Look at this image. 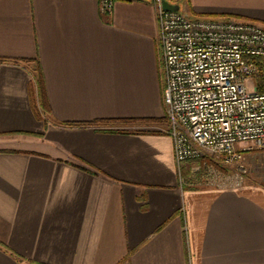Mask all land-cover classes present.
<instances>
[{"label": "crops", "instance_id": "0c3cea01", "mask_svg": "<svg viewBox=\"0 0 264 264\" xmlns=\"http://www.w3.org/2000/svg\"><path fill=\"white\" fill-rule=\"evenodd\" d=\"M161 1L264 26V0ZM158 36L154 0H0V264H264V193L183 183Z\"/></svg>", "mask_w": 264, "mask_h": 264}, {"label": "built area", "instance_id": "2783aa9c", "mask_svg": "<svg viewBox=\"0 0 264 264\" xmlns=\"http://www.w3.org/2000/svg\"><path fill=\"white\" fill-rule=\"evenodd\" d=\"M161 2L154 0L162 100L178 169L206 155L238 163L241 144L264 149V90H258V80L264 86V26L192 18L164 10ZM99 4L109 14L113 0Z\"/></svg>", "mask_w": 264, "mask_h": 264}, {"label": "rangeland", "instance_id": "374dc122", "mask_svg": "<svg viewBox=\"0 0 264 264\" xmlns=\"http://www.w3.org/2000/svg\"><path fill=\"white\" fill-rule=\"evenodd\" d=\"M262 87L261 89H264V86ZM164 111L166 114V108ZM164 123L166 132V117L163 120ZM238 149L242 154L238 163L227 164L220 155H206L203 159L183 164L180 166V172L184 185L190 190L250 186L264 193V149L251 144H241ZM204 170L209 173L205 174Z\"/></svg>", "mask_w": 264, "mask_h": 264}, {"label": "trees", "instance_id": "16d2710c", "mask_svg": "<svg viewBox=\"0 0 264 264\" xmlns=\"http://www.w3.org/2000/svg\"><path fill=\"white\" fill-rule=\"evenodd\" d=\"M38 82V84H39V81H37ZM258 84H259V87H258V90L259 91H263L264 89H261V88H263L262 87V80H258ZM41 93H42V90H41ZM67 125H69L70 127H83L85 124H83V123H75V124H67ZM187 175V174H186ZM188 178V177H187Z\"/></svg>", "mask_w": 264, "mask_h": 264}, {"label": "water", "instance_id": "95a60500", "mask_svg": "<svg viewBox=\"0 0 264 264\" xmlns=\"http://www.w3.org/2000/svg\"><path fill=\"white\" fill-rule=\"evenodd\" d=\"M161 4H162V8L164 10H167V11H177V7L176 6H173V5L169 4L166 1H162Z\"/></svg>", "mask_w": 264, "mask_h": 264}]
</instances>
